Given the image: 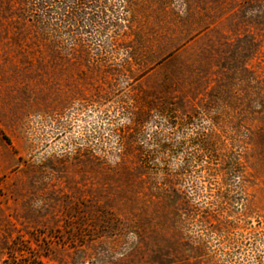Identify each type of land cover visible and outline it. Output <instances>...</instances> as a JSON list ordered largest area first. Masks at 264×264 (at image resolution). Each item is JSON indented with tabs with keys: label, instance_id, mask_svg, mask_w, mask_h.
<instances>
[{
	"label": "rangeland",
	"instance_id": "1",
	"mask_svg": "<svg viewBox=\"0 0 264 264\" xmlns=\"http://www.w3.org/2000/svg\"><path fill=\"white\" fill-rule=\"evenodd\" d=\"M48 5L0 0V264H264V0Z\"/></svg>",
	"mask_w": 264,
	"mask_h": 264
},
{
	"label": "trees",
	"instance_id": "2",
	"mask_svg": "<svg viewBox=\"0 0 264 264\" xmlns=\"http://www.w3.org/2000/svg\"><path fill=\"white\" fill-rule=\"evenodd\" d=\"M50 2L51 0H31V4L33 8L40 7L43 11L48 10V6H49L48 3Z\"/></svg>",
	"mask_w": 264,
	"mask_h": 264
}]
</instances>
